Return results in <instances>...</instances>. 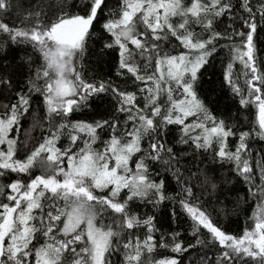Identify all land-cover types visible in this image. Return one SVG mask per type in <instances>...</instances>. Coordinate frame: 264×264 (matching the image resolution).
Segmentation results:
<instances>
[{
  "label": "snow or ice",
  "instance_id": "6c2138e0",
  "mask_svg": "<svg viewBox=\"0 0 264 264\" xmlns=\"http://www.w3.org/2000/svg\"><path fill=\"white\" fill-rule=\"evenodd\" d=\"M261 35L264 0H0V264H264ZM218 49L249 130L201 92ZM111 54L123 81L87 79ZM238 179L258 203L234 235L206 204L227 216Z\"/></svg>",
  "mask_w": 264,
  "mask_h": 264
},
{
  "label": "trees",
  "instance_id": "16d2710c",
  "mask_svg": "<svg viewBox=\"0 0 264 264\" xmlns=\"http://www.w3.org/2000/svg\"><path fill=\"white\" fill-rule=\"evenodd\" d=\"M25 4H28L30 0H23ZM49 0H44V3H48ZM54 2V0H53ZM31 3L36 4L38 0H31ZM110 7H114L116 4V0H109ZM21 17H12L7 19L10 25L15 23L19 24ZM97 43L94 45L96 51H99L100 47L103 43V38L99 37V33H97ZM261 47L264 48V35L260 37ZM111 52V50H107ZM220 55L217 57L215 61L212 62L211 67H207V71L205 72L202 78V88L201 92L204 97L210 102V107L216 110L217 114L223 112H229L232 116V120L234 123H238L239 126L242 127L243 130H249L253 122L255 121V108L250 109H239L238 99H233V95L230 90L227 89V86L224 85L221 87L222 81V73H223V65L221 64V59L224 60V63H227V49H218ZM118 71L117 62L115 60L114 54L103 56L102 58H97L93 56L85 66V73L87 79L94 81H113V82H122L123 77H117L116 72ZM203 71V70H202ZM242 66L239 63H236L234 66V79L237 80V83L240 87L244 88V76H243ZM130 83V82H129ZM121 88L124 89L127 87L124 83L120 84ZM8 101L15 102L14 96L8 92H4L0 94V104L6 103ZM98 111H103V106L100 105V102L97 101ZM239 109V111H238ZM3 112V108L0 107V113ZM83 118V117H82ZM222 118V117H221ZM191 119V118H190ZM23 127L21 128L20 136L21 139L24 138V129L28 128L29 121L21 122ZM175 129L176 126H170ZM38 135V132H34L33 136ZM173 135H178L177 132L173 131L169 134V140ZM234 140L233 137H229V141L232 142ZM34 141L29 142V147H31ZM252 144V153L250 159V165L253 167L254 172H256L257 182H258V169L256 167L257 163L264 164V157L257 155V153L264 150V141H259L254 138L251 142ZM162 171V170H161ZM170 190L175 188V182H170ZM235 190L234 196L227 203V210L229 214L226 216L222 211H220V207L213 204L207 205L206 207L209 213L212 215L213 220L217 221L228 233L234 235H241L246 226H249L253 223L251 217L252 213L256 210V206L258 200L254 197H250L247 192L248 186L244 183L242 179H238L235 185L233 186ZM240 198L239 206L236 207L235 200L236 197ZM235 209V210H233ZM148 209H145L147 211ZM161 211L168 212L169 209H165L161 206ZM174 223V222H173ZM190 223V221L188 222ZM167 227V225H166ZM183 227H187L185 224ZM191 239V237H188ZM164 255H174L167 250H159ZM212 253L210 252L209 255ZM187 255V254H185Z\"/></svg>",
  "mask_w": 264,
  "mask_h": 264
}]
</instances>
